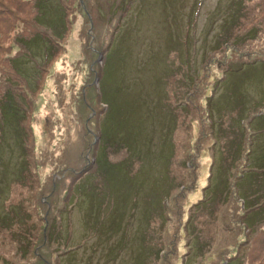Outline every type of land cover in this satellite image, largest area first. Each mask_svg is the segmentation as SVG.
Instances as JSON below:
<instances>
[{
  "label": "rangeland",
  "instance_id": "1",
  "mask_svg": "<svg viewBox=\"0 0 264 264\" xmlns=\"http://www.w3.org/2000/svg\"><path fill=\"white\" fill-rule=\"evenodd\" d=\"M169 1L175 0L68 2L69 25L56 39L60 46L41 61L35 86L10 71L0 72V88L27 101L33 92V104L23 106L30 161L22 180L12 179L14 166L24 160L23 146L18 155V120L10 110L0 118L8 135L0 145L5 154L0 167L7 166L0 179V216L5 215L0 218V264H185L191 244L201 242L203 262L217 264L234 251L235 246L225 251L233 237L246 239L248 227L236 213L240 198L235 202V195L224 191L213 202H218L215 212L209 210L212 205L201 210L199 203L221 161L230 166L232 179L248 163L264 169V62L231 71L213 91L226 64L264 59V4L246 1L232 36L222 42L215 36L221 25L231 30L240 0H194V15L193 0ZM40 2L44 25L60 35L62 4ZM16 16L10 0H0V52L6 55L25 52L23 19L11 30ZM251 28L258 34L247 39ZM114 31L106 58L98 59ZM209 43L217 48L211 54L205 53ZM102 66L104 100L97 99L94 82ZM110 97L114 103L108 101L107 109ZM106 110L115 114L104 119V137L119 142L106 149L100 145L97 158L103 160V152L110 158L99 166L110 168L103 172L91 158L98 148L97 119ZM88 163L85 184L69 198L75 176ZM226 171L223 165L222 176ZM9 203L21 204L20 212L11 208L16 212L11 219ZM52 217L63 228L46 239V221ZM257 227H264V220ZM260 232L242 245L245 264L264 261V254L251 259L250 242L259 243Z\"/></svg>",
  "mask_w": 264,
  "mask_h": 264
},
{
  "label": "trees",
  "instance_id": "2",
  "mask_svg": "<svg viewBox=\"0 0 264 264\" xmlns=\"http://www.w3.org/2000/svg\"><path fill=\"white\" fill-rule=\"evenodd\" d=\"M73 2V0H65ZM242 1V3H241ZM247 0H240L238 2V5L235 7V14L236 17L233 20V22H231L230 24H228L229 26H236L240 15V11L241 9H243L242 7H244V4ZM252 1H257L261 4H264V0H252ZM10 2L12 3V5L14 6V11L16 12V17H15V21L12 25L11 30L13 31L16 27H18V20L20 18L23 19L24 21V30H23V34L22 37L20 38V40L22 41V46L25 49V52L20 55V56H16V55H6L3 54V52H0V72H4V71H10L12 74L14 73L16 76H18L21 80L25 81V84L29 87V85L31 84L30 88H33V85L35 86V84L33 83V77L35 76V74L42 69L41 67V61L45 62L47 61L50 56L54 53L53 50H55L57 47L60 46V44L58 43V41L56 40L59 36H61L62 32H63V28L62 31L60 32V35H58L55 31L48 29L42 19L41 16V2L40 0H10ZM59 2L62 4V0H59ZM172 4L176 3L177 0L175 1H169ZM228 3H231L230 0H227ZM130 6H126V10L125 13H127L126 11L129 9ZM233 7V4H232ZM241 7V8H240ZM64 9V6H63ZM20 11V12H19ZM67 14V11H66ZM173 14H176V9H175V13L173 12ZM41 21V23H40ZM65 22V21H64ZM63 22V26L64 23ZM26 27V29H25ZM231 27V28H232ZM234 29L229 30L227 28H223L221 30V33H217L216 34V38L219 36L224 39H227L230 35L232 36V31ZM258 30H256L255 28H252L249 33H248V38H253L256 37ZM253 32H255V34H253ZM228 35V37H226ZM115 38V31L111 34L110 37V42L108 45H106L105 47L102 48V52L106 53L103 55L104 59L106 58L108 51L114 41ZM239 41L240 43V39H237V42ZM207 41H205V45H206ZM211 48L210 50L213 51L214 45L209 43V46L206 47V50ZM93 51L96 52V48H93ZM210 51V52H211ZM53 52V53H52ZM63 52V51H62ZM60 52V54L62 53ZM206 58V55H205ZM264 62V59L255 57L249 61H241V62H237V63H233V66L231 64H226L224 67V74H222V76L218 79L221 82V85L224 83V81L226 80L227 76L230 74L231 71H241L244 66L248 65V64H253L255 62ZM228 63V62H227ZM228 66V67H227ZM227 67V68H226ZM105 66L101 67V71H102V75L99 76V72L100 69L97 70V77H98V95H97V99L100 98V100H104V91L103 88L101 86V79L102 77L105 75L104 74V70H105ZM10 80V79H7ZM50 81V80H49ZM20 88H23L22 85H20ZM29 88V89H30ZM31 91V95H28V101L29 103L33 104V101L30 99L32 96V90ZM0 118L4 115L3 112H9L12 111L13 115H16V120H18V124H19V133L18 136L20 138V145H19V154H21L22 152V146L24 149V153H23V157L24 160L19 162L18 165L14 166L16 168V171H13V173L15 172V174H17V176H14V180H22L23 178H25L22 174V170L24 168H27V165L29 163V152L30 149L29 147L26 145V138L28 137L25 129L23 130V122L25 120V115L27 113V111L24 110L23 106H27L28 101L25 95L21 94V93H16L12 90H8L7 88H0ZM108 101H111V103H114V100L110 97V99L106 100L105 99V104L107 107V109L109 108V104ZM83 102H85V99L83 100ZM82 102V103H83ZM26 103V104H25ZM88 104V103H87ZM111 109V107H110ZM114 111L117 113H119L120 111L118 110V107H114ZM115 113H113L111 110H106L104 113L99 115V119H97V122L99 124V137L96 140V143L98 144V148H96V151L93 152V158H94V167L95 169H99V166L104 162V161H109L110 158L106 157L105 155L102 156V154H104V152L102 154H100V157L103 159L100 161V159H98V155H99V149H100V145L104 144L105 145V149L107 147L110 146H114V144L116 142H119L117 140H114V143H110L109 140L104 137V135L107 133V129H105L104 124H106L104 122V119L108 116L109 118L113 117ZM119 121V120H118ZM120 123V121H119ZM4 124L3 122L0 121V145L1 143L4 141L5 138L8 137V135L4 132ZM16 125H17V121H16ZM113 127V126H112ZM112 128H110L109 130H111ZM107 130V131H106ZM264 132V131H263ZM256 134V133H255ZM254 134V135H255ZM253 134L250 135V139H252V137L254 136ZM252 141V140H251ZM236 139L233 141V143H236ZM253 142V141H252ZM22 144V145H21ZM252 146V144H251ZM235 149V147H234ZM251 149V148H250ZM250 149L248 151H250ZM247 151V153H248ZM251 152V151H250ZM97 153V155H96ZM238 157V156H237ZM5 161V154L0 153V165L2 164V162ZM234 160L231 162L233 163ZM243 162L245 163V165L247 164L246 160ZM111 163V162H110ZM230 163V164H231ZM114 164V163H112ZM250 163H248V165H246L245 168H243L239 174L235 175L236 177L234 178L233 181H229L230 179H232L231 177V172L230 171H226V173H224V176H222L221 174V168L218 169L215 172V174H213L212 172V177L210 178L209 181V189L207 190V195H203V197H201V201L199 203V205L201 206V210H204L207 212L206 208L209 207L210 205H212L213 207H209L210 211H214L218 209V202L216 203V206L213 205L214 200L216 201L215 198L220 197V195L224 192L227 191L226 194L231 193L235 196H233L234 201L237 202L238 199L240 198L241 203H239V205L237 204L236 206V210H237V214H239V218L241 220L242 223H244L246 225L247 229V233H246V239H244L243 241H237V240H231L230 245L227 247V249L225 251H228V253H231V248L235 246L234 251H232L231 254H229L230 256H227L221 263H217V264H245L244 263V255H243V251H242V245H244L243 243L247 242V238L250 239V235L253 234V237L256 236V234H258L260 231L261 237H260V242L259 243H255L253 244L252 242H250V247L253 250V253L251 254V259L252 260H257L258 257H261L262 254H264V251H262L264 249V227H257L261 224V222L264 220V169H262V167H255V166H251L249 165ZM120 161H119V167H120ZM223 166V165H222ZM2 167H7V166H2ZM0 167V173H2L0 175V179L3 178L4 176V171L1 170ZM89 167V164L87 165L86 168H84L82 170L83 173H81L80 175L77 174L75 177H78L77 181L74 183V185L71 186V193L69 194V198L70 197H74V195L76 194L75 189H77L78 184H85V180L86 177L84 175L85 171L87 168ZM230 167V166H229ZM264 167V166H263ZM25 169V170H26ZM110 168H107L106 170H101L103 172L107 171ZM24 170V171H25ZM23 171V172H24ZM113 174H117L118 172L115 171V169H112L110 171ZM82 177V178H81ZM73 184V183H72ZM35 186V185H34ZM33 186V187H34ZM83 186V185H82ZM55 190V189H54ZM217 194H219V196H217ZM225 195V193H223ZM221 198V197H220ZM198 203V202H197ZM194 203V204H197ZM50 204V203H48ZM194 204H191L194 205ZM10 205H13L9 208ZM44 206H46L45 204H43ZM20 207L21 204L20 203H9L6 205V209L10 212V219L13 218L16 214L15 210L11 209V208H15L16 210H18L20 212ZM230 207V205L228 206ZM36 208V207H35ZM50 206H47V209H49ZM211 214H214L211 212ZM29 213H27L26 215H24V219L27 220L30 218ZM49 214L46 215V217H48ZM0 218H5V215L0 216ZM69 222L71 223V220L69 219ZM192 223V222H190ZM194 223L196 224L197 221L194 220ZM62 224L59 223L57 225V217L55 218H50L49 221H46V229L45 230V236L46 239L47 238H51L56 232H60L62 230ZM257 228V230H256ZM193 229L195 230V226H193ZM238 232V231H237ZM236 235V233L234 234V236ZM24 236V235H23ZM22 238V237H21ZM18 240H21L19 238H17ZM248 243V242H247ZM202 244L203 242H201L200 244L198 243H193L191 244V251L189 252V254L185 255V264L189 263L188 261L190 260L189 264H207L205 262H203L204 258H202ZM204 248V247H203ZM255 248H261V249H255ZM97 249V248H96ZM249 250V249H248ZM37 251V250H35ZM227 253V252H226ZM245 254V253H244ZM201 257V258H200ZM40 258V257H39ZM264 258V256H263ZM192 259H196V262L191 263ZM139 260V259H138ZM137 260V262H138ZM136 262V263H137ZM250 264H254V263H250ZM258 264H264V261H260V263Z\"/></svg>",
  "mask_w": 264,
  "mask_h": 264
},
{
  "label": "crops",
  "instance_id": "3",
  "mask_svg": "<svg viewBox=\"0 0 264 264\" xmlns=\"http://www.w3.org/2000/svg\"><path fill=\"white\" fill-rule=\"evenodd\" d=\"M222 165H225V166L227 167V170L230 171V170H229L230 167L227 166V165L225 164V162H223V161H221V164H220V166L218 167V169H220V168L222 167ZM235 177H236V176H235Z\"/></svg>",
  "mask_w": 264,
  "mask_h": 264
},
{
  "label": "clouds",
  "instance_id": "4",
  "mask_svg": "<svg viewBox=\"0 0 264 264\" xmlns=\"http://www.w3.org/2000/svg\"><path fill=\"white\" fill-rule=\"evenodd\" d=\"M98 78V77H97ZM99 137V135L96 137V138H98ZM92 161H94V159L92 160Z\"/></svg>",
  "mask_w": 264,
  "mask_h": 264
},
{
  "label": "water",
  "instance_id": "5",
  "mask_svg": "<svg viewBox=\"0 0 264 264\" xmlns=\"http://www.w3.org/2000/svg\"><path fill=\"white\" fill-rule=\"evenodd\" d=\"M95 81L97 82V81H98V79H97V78H95Z\"/></svg>",
  "mask_w": 264,
  "mask_h": 264
}]
</instances>
